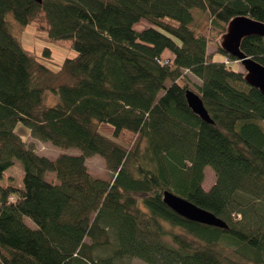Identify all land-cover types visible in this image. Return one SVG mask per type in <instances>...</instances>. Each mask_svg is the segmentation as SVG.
<instances>
[{
  "label": "trees",
  "instance_id": "16d2710c",
  "mask_svg": "<svg viewBox=\"0 0 264 264\" xmlns=\"http://www.w3.org/2000/svg\"><path fill=\"white\" fill-rule=\"evenodd\" d=\"M10 14L23 26L44 14L48 39L70 40L76 55L28 53ZM238 15L264 22V0H0V179L15 159L25 171L23 187L0 184V264H264V94L219 44ZM141 20L151 26L136 30ZM241 48L264 64V38ZM102 123L132 139L101 134ZM33 138L79 153L39 155ZM96 155L107 175L87 167ZM165 191L228 226L181 216Z\"/></svg>",
  "mask_w": 264,
  "mask_h": 264
},
{
  "label": "rangeland",
  "instance_id": "374dc122",
  "mask_svg": "<svg viewBox=\"0 0 264 264\" xmlns=\"http://www.w3.org/2000/svg\"><path fill=\"white\" fill-rule=\"evenodd\" d=\"M196 17L201 21V25L203 26L206 15L199 16V17L196 15ZM8 20L11 23L12 32L22 42L24 49L28 53L34 56H37L38 59L41 60L42 51L45 47H49L52 50L53 59L56 61V63H59V64L62 63L66 58H72L76 55V51L71 48L70 40L52 42L48 39L47 32H48L49 24L44 14L38 15V17L33 19L31 23L26 26H23L19 22H17L15 18L13 17V15L11 14L8 15ZM149 26H151V23L148 20H141L135 24L134 28L138 31H141L144 28H147ZM208 52L212 53L216 60L225 59L224 54L219 52V50H217L215 44H209ZM50 65L56 67L54 64H50ZM233 65L235 69L239 68V70L243 71L241 64L233 63ZM192 78L197 82L200 81L194 76H192ZM49 95L46 100V104L47 105L55 104V101H56L55 97L51 94ZM16 131L20 135H22L24 138L31 136L30 128L22 122L18 123V125L16 126ZM99 132L111 139L120 141L121 143H123L122 141H124V144H127V142H130V140L132 139L131 134H127V133L121 134L118 139L113 134L112 125L108 123L100 124ZM29 144L32 146L31 148L35 149L36 153H38L39 155L48 156L50 158H55L56 156H58L60 153H63V152L68 153V154H78L79 153L78 149L72 148V149L63 150L59 147L54 146L50 142H45L37 138H33V140L31 139ZM86 164H87V167L95 174H99V175L108 174L107 173L108 170L106 168L104 159L99 155L89 158L86 161ZM24 174H25V171H24V165L22 161L19 159H15L14 164L4 172L3 177L0 179V184L13 185L16 187H23L24 186ZM205 175L206 176L203 182V188L205 190H209L216 181V175H215L214 170L210 166L206 167ZM46 178L49 181L57 182V178L53 172H49L46 175ZM26 220L30 226L32 227L36 226L35 223L29 218H26ZM131 264H148V263L141 259L135 258L133 259Z\"/></svg>",
  "mask_w": 264,
  "mask_h": 264
},
{
  "label": "water",
  "instance_id": "95a60500",
  "mask_svg": "<svg viewBox=\"0 0 264 264\" xmlns=\"http://www.w3.org/2000/svg\"><path fill=\"white\" fill-rule=\"evenodd\" d=\"M37 1L42 2L43 0ZM251 36L264 38V22L249 15H238L229 22L226 31L220 37L219 44L225 53L232 55L240 62L246 83L264 94V64L248 56L241 48L242 41ZM186 99L194 113L206 122H213L200 95L188 89ZM164 202L175 212L189 220L218 227L228 226L213 212L170 191H165Z\"/></svg>",
  "mask_w": 264,
  "mask_h": 264
}]
</instances>
